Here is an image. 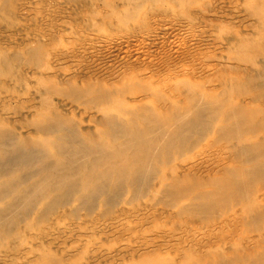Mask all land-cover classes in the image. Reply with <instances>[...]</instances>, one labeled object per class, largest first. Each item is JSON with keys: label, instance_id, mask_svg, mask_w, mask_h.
<instances>
[{"label": "rangeland", "instance_id": "1", "mask_svg": "<svg viewBox=\"0 0 264 264\" xmlns=\"http://www.w3.org/2000/svg\"><path fill=\"white\" fill-rule=\"evenodd\" d=\"M8 3L0 129L39 140L54 115L87 137L106 116L171 121L112 163L142 160L139 182L92 202L32 196L0 227V264H264V0ZM29 170L0 175V194Z\"/></svg>", "mask_w": 264, "mask_h": 264}, {"label": "bare ground", "instance_id": "2", "mask_svg": "<svg viewBox=\"0 0 264 264\" xmlns=\"http://www.w3.org/2000/svg\"><path fill=\"white\" fill-rule=\"evenodd\" d=\"M8 4V0H0V12H5L3 9L7 10ZM170 121L169 116L159 114L147 115L141 121L133 115L129 118L106 116L103 131L87 137L71 118L54 115L41 123V134L47 136L39 140H23L14 136L12 130L0 129V175L18 167L31 169L21 179L2 184L0 227L11 224L34 195L45 193L51 203L59 202L62 196L77 195L83 201L92 202L109 187L121 188L129 174L131 181L139 182L146 171L142 160L134 163L131 169L112 163L117 158L122 160L129 150L140 155L151 141L161 137ZM104 141L119 143L112 145ZM51 152H58L60 158L47 161ZM99 168H103L102 172ZM113 171L117 172L115 178L111 177ZM84 174L90 176L87 181H83ZM92 178L97 180L89 182ZM1 231L9 232L11 227Z\"/></svg>", "mask_w": 264, "mask_h": 264}]
</instances>
